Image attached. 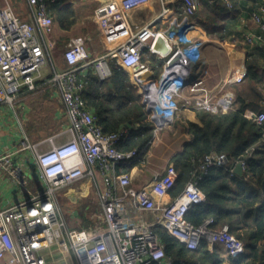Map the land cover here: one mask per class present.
<instances>
[{
  "label": "built area",
  "instance_id": "obj_1",
  "mask_svg": "<svg viewBox=\"0 0 264 264\" xmlns=\"http://www.w3.org/2000/svg\"><path fill=\"white\" fill-rule=\"evenodd\" d=\"M27 1L33 10L30 20L20 17L10 5L0 8V106L14 108L20 98L42 91L45 85L55 86L70 127L38 144L24 141L23 148L36 153L45 190L16 205L0 207V264H174L166 254L162 238L154 231L158 225L189 249L197 250L206 241L211 247H223L234 257L243 255L245 242L228 227L212 228V218L200 226L186 219L194 205L206 200L199 188L202 177L214 167L230 168L234 172L239 163L232 162L226 154L211 153L199 158L185 189L167 202L165 199L179 177L175 165H168L163 173L155 172L149 187H136L132 175L120 172V168L144 163L147 148L121 151L118 146L130 128L104 132L83 97V76L90 71L100 81H108L113 76L111 59H117L137 80L153 71L152 65L143 60L146 50L169 59L184 50L179 48L181 42L193 40L192 34L198 35L194 33L200 32L197 25L184 24L177 39L153 25L135 28L130 13L147 6L151 0H121L112 8L100 11V29L111 44L108 52L93 57L83 39H73L64 51L66 66L54 68V73L42 84L41 74L50 59L38 32L52 33L55 21L48 4L61 0ZM183 2L188 17H194L202 7V0ZM226 2L231 5V0ZM168 12L169 9L164 10V14ZM253 20L259 25L260 33L248 34L245 42L251 47L264 46L263 6L254 12ZM161 38L170 48L166 54L157 48ZM189 47L195 51L198 45ZM246 76L247 68L233 73L217 100L216 95L198 96L194 100L185 99L180 107L173 98L181 94L174 91L167 102L155 104L167 120L166 125L183 108L212 113L228 111L236 98L225 91L226 85L242 83ZM256 121L264 125V111ZM43 144L49 148L41 149ZM240 163L245 170L246 162ZM0 165L19 182L26 183L23 170L14 164L12 154L0 155ZM86 179L96 190L101 211L94 215L90 226L82 227L79 221L66 218L57 193ZM152 217L154 221L150 222ZM75 226L79 230L72 231Z\"/></svg>",
  "mask_w": 264,
  "mask_h": 264
},
{
  "label": "crops",
  "instance_id": "obj_2",
  "mask_svg": "<svg viewBox=\"0 0 264 264\" xmlns=\"http://www.w3.org/2000/svg\"><path fill=\"white\" fill-rule=\"evenodd\" d=\"M120 1L121 0H63L57 3L59 7L56 10L51 9V5L56 3L48 4L55 21L53 31L47 35L42 34L41 31L38 33L50 59L49 66H47L46 69L50 66L53 67L51 75L54 73V68H59L61 66V57L63 68L66 66L63 56L64 51L68 43L73 39H83L93 57H98L108 52L111 44L105 40L101 32L99 24L101 16L100 11L102 9L112 8L113 5ZM204 1L205 0H202V7L200 10L204 7ZM206 1L213 3L216 0ZM219 1H222V3L229 7H232L234 4V0H231V5H229L226 0ZM240 2L242 7L237 11L236 16L228 18L224 24V29L221 33L224 35L223 39L215 35H208L207 31L199 25L196 19L188 17L184 10L185 5L183 0H151L147 6L130 13V22L135 28L153 25L158 30L170 33L176 39L179 37V34H182V31L180 33V29L184 24L194 23L197 25V28H199L198 31H200L194 32L198 35H191L194 38L193 40L189 39L186 42H181L179 45L180 49H187L194 44L198 45V48L193 51L195 65L190 71H185L180 68L179 75L181 79L176 80L170 76L167 69L168 60L165 59L164 61L155 55L164 63L161 80L166 79L169 80L168 83H170L162 93L156 95V102L158 105L164 104V100L169 99L174 91H178L181 94V97L178 98L174 96L175 102L180 107L185 104V99L194 100L198 96L216 95L215 99L217 100L223 92L221 88L225 81L236 71L247 68L246 61L248 55H252L255 59H258L259 64L264 66V54L261 50L264 46L249 47L245 42V38L248 34L260 32L259 25L253 20V14L256 9H258L257 7H261L259 5L264 7V0H259V4L255 3L254 0H241ZM6 3L7 6L10 5L23 19H31L33 10L27 0H6ZM165 9H169V12L164 14ZM184 45L186 46L184 47ZM245 45H247L248 48H246ZM112 60L117 61V59H111V61ZM44 70L41 74L43 80L40 82L42 84L51 76L49 74H44ZM161 80L159 81L161 82ZM132 82L134 86L138 88V92L142 96H145V91H147L149 82L140 83L138 80H132ZM233 85L234 84H227L225 91H230L229 93H232L236 98V94L232 89ZM160 86L161 84L158 83L159 90ZM40 92L45 101L47 100L49 104L52 103L54 105L53 110L55 111L52 131L44 135L42 131L45 129L41 131L40 127H36L35 125L32 130V137H30L25 132L24 126V122L30 120L34 103H38L40 99L36 100V98H38V95H36L38 92L20 98L14 108L8 105L0 106V155L12 154L14 164L21 167L26 180L25 184L19 182L10 171L4 168L3 165H0L1 208H8L12 205H16L28 199L31 195H36L45 190V182L37 162L36 153L33 149H24V141L27 139L33 144H38L59 132L66 131L70 127V120L66 108L62 104L59 89L55 86L45 85L44 89ZM17 107L20 108L19 111ZM91 110L96 115L94 109L91 108ZM12 111L16 114V117ZM197 111L198 110L194 108H183L174 115L172 120L170 119L171 121L168 120L170 122L168 125H166L167 120L165 117L157 113L164 123L157 127L153 137L145 146V148H147L146 161L144 163L135 164L130 172H128V174L132 175L133 183L136 187H149L152 183L153 174L155 172L163 173L168 165L171 164L172 158L182 153L185 145L193 141V136L189 131V124H202L198 118ZM262 111H264V109ZM20 112L22 115H20ZM126 127H129L130 131L125 138L139 129L138 124L130 123L120 126V130ZM58 141L61 142V139ZM46 148H49V145L43 144L41 146V149ZM235 170L236 167L234 168V173L237 174ZM245 171L246 169L244 170V175ZM95 193L96 190L92 186V183L87 179L82 180L73 185L71 201L87 198L91 194L95 195ZM174 199H176V197L171 198L169 195L165 201L171 202ZM96 209L97 208H93L91 212H86L84 216L81 212L76 211L70 217L72 220L79 221L81 226L85 218L87 220V226H90L93 222L94 215L101 211L100 207ZM149 221H154V217ZM159 226L165 228L162 225L156 227ZM214 247L215 246H209L210 250ZM219 247L223 256L229 255L227 250L221 246Z\"/></svg>",
  "mask_w": 264,
  "mask_h": 264
},
{
  "label": "trees",
  "instance_id": "obj_3",
  "mask_svg": "<svg viewBox=\"0 0 264 264\" xmlns=\"http://www.w3.org/2000/svg\"><path fill=\"white\" fill-rule=\"evenodd\" d=\"M61 1L51 5V9L56 10ZM240 1L234 0L229 7L219 0L213 3L205 0L204 7L193 18L208 35L223 39L224 24L228 18L236 16L242 7ZM261 50L264 54V48ZM146 55L143 60L149 62ZM149 63L153 68V79L158 83L164 63L160 60L158 64ZM246 65L245 81L232 86L236 94L233 107L218 113L198 110L202 124H189L193 141L172 158L171 164L175 165L179 177L170 193L171 198H175L185 189L198 159L207 154H226L234 163L246 162L244 176L237 175L230 168H211L199 181L206 200L194 205L186 216L187 221L195 226L212 218V228L228 227L245 242L246 251L239 257L223 256L219 246L210 250L206 241L199 249L192 250L165 228L156 227L154 231L162 238L166 254L174 264H264V125L256 121L264 109V66L252 55H248ZM111 68L113 76L108 81H100L92 71L83 77V97L96 112L104 132H117L120 126L130 123L139 125L138 130L120 142L118 148L121 151L144 149L164 121L144 102V96L134 86L130 73L117 61H111ZM134 166L121 167L120 172L128 173Z\"/></svg>",
  "mask_w": 264,
  "mask_h": 264
},
{
  "label": "rangeland",
  "instance_id": "obj_4",
  "mask_svg": "<svg viewBox=\"0 0 264 264\" xmlns=\"http://www.w3.org/2000/svg\"><path fill=\"white\" fill-rule=\"evenodd\" d=\"M5 7H7L6 0H0V8L3 9ZM185 46L186 45H184V47ZM245 46H246V48H248L249 45L248 46L245 45ZM145 52H146L145 54H147L146 56L148 58V60L147 59L146 60L149 62L158 64L159 59H162L165 61V59L160 57V56H158L159 57V59H158L149 50H146ZM166 60H168V58H166ZM60 61H61V64H60L61 66L58 69L63 68L62 57L60 58ZM50 67H51V69H50ZM50 67L48 69L45 68V70H44L45 73L44 72L43 73L51 75V73L53 72V67L52 66H50ZM125 71L127 72V70H125ZM161 76H160V80H161ZM153 77L148 80L149 86H147V91H145L146 95L144 96V102L148 105L149 108L153 107L155 112L161 114V112L159 110V106H156V104H155L156 103V95L159 93V92H156V91H159L158 83L160 84L161 82L159 81L157 83L156 82L157 80H154ZM131 79L133 80L132 77H131ZM38 93L37 94L35 93L36 95H38V98H36V100L39 98L41 100L39 99L38 103L37 102L34 103V107H32L33 111L30 115V120L24 122L25 132L30 137H32V130H33V127L35 125H36V127H40L41 131H42V129H45L44 131H42L43 135H44L45 133L52 131V126L54 124L53 123L54 122L53 118H55L54 117L55 111L53 110L54 105L52 103L49 104V101H47V100L45 101V99L41 95L40 91ZM175 98H178V97H175ZM175 98H173L174 101H176ZM164 102H167V101L164 100ZM40 103H41V105H40ZM17 110L19 111L20 108L17 107ZM12 113L16 117V114L13 111H12ZM20 115H22L21 112H20ZM56 121H58V120H56ZM72 187L73 186L63 188V189L59 190L57 193L58 201H59L60 205L62 206L67 219H71L70 216L76 211L81 212L82 215L84 216L86 212H89V211L91 212L93 208L98 209L100 207L99 201L97 199V193H95L96 196L91 194L87 198H80L77 201H75V200L71 201ZM69 200H70V202H69ZM87 225H88L87 220L84 218L83 223H82V227H86ZM71 230L77 231V230H79V227L72 228Z\"/></svg>",
  "mask_w": 264,
  "mask_h": 264
},
{
  "label": "water",
  "instance_id": "obj_5",
  "mask_svg": "<svg viewBox=\"0 0 264 264\" xmlns=\"http://www.w3.org/2000/svg\"><path fill=\"white\" fill-rule=\"evenodd\" d=\"M157 48L162 50L165 54L170 51V48L167 46L163 38L159 40L157 44ZM194 65H195V58L193 54V49L188 47L187 49L177 51L173 56H171L168 59L167 62L168 74L172 76L174 79H179V78L181 79L179 75V69L181 68L184 69L185 71H190L193 69ZM152 77H153V71H150L143 75H140L137 78V80L140 83H147L148 80ZM165 80H163V82H165ZM163 82H161V84H163ZM235 171L240 176L244 175V168L242 166V163L237 164Z\"/></svg>",
  "mask_w": 264,
  "mask_h": 264
},
{
  "label": "bare ground",
  "instance_id": "obj_6",
  "mask_svg": "<svg viewBox=\"0 0 264 264\" xmlns=\"http://www.w3.org/2000/svg\"><path fill=\"white\" fill-rule=\"evenodd\" d=\"M168 81H169V80H165V82H163V86H164V87L158 91L159 93H162L163 90H164L168 85H170V83H168Z\"/></svg>",
  "mask_w": 264,
  "mask_h": 264
}]
</instances>
